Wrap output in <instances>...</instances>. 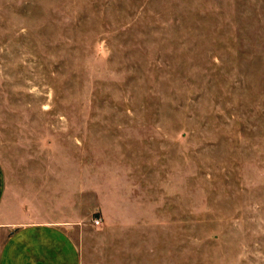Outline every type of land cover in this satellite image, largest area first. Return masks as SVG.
I'll return each mask as SVG.
<instances>
[{"label": "rangeland", "instance_id": "1", "mask_svg": "<svg viewBox=\"0 0 264 264\" xmlns=\"http://www.w3.org/2000/svg\"><path fill=\"white\" fill-rule=\"evenodd\" d=\"M2 132L85 164L119 264H264V0H0Z\"/></svg>", "mask_w": 264, "mask_h": 264}, {"label": "crops", "instance_id": "2", "mask_svg": "<svg viewBox=\"0 0 264 264\" xmlns=\"http://www.w3.org/2000/svg\"><path fill=\"white\" fill-rule=\"evenodd\" d=\"M43 147L0 156V264H119L109 241L104 248L86 242L96 208L85 164H69L62 155L55 163L47 143ZM112 231L104 228L102 241Z\"/></svg>", "mask_w": 264, "mask_h": 264}, {"label": "built area", "instance_id": "3", "mask_svg": "<svg viewBox=\"0 0 264 264\" xmlns=\"http://www.w3.org/2000/svg\"><path fill=\"white\" fill-rule=\"evenodd\" d=\"M100 223H101V221H100V220H98V219H97V220H95V224H96V225H100Z\"/></svg>", "mask_w": 264, "mask_h": 264}]
</instances>
